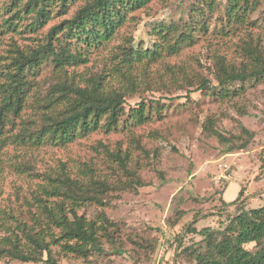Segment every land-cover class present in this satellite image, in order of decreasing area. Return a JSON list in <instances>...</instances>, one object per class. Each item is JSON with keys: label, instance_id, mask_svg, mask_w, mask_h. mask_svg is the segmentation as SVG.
I'll use <instances>...</instances> for the list:
<instances>
[{"label": "rangeland", "instance_id": "obj_1", "mask_svg": "<svg viewBox=\"0 0 264 264\" xmlns=\"http://www.w3.org/2000/svg\"><path fill=\"white\" fill-rule=\"evenodd\" d=\"M9 1L0 0V20L17 7L4 12L2 8ZM84 1L72 0L67 12L61 15L56 14L57 8L52 5L50 18L35 31L22 27L20 32L9 30L2 34L0 54H4L11 41L23 49L42 40L51 25L69 17ZM196 1L147 0L142 7L126 11V20L113 38L104 46L91 49L88 60L75 68L82 77L80 85L86 83L90 74L114 70L110 58L116 46L154 47L157 39L153 28L177 20ZM223 2L211 16L202 6L207 32H198L197 38L176 54H165L150 62L145 71L139 67L134 87L130 77L121 81L123 88L124 84L128 87L124 110L117 126L110 131L98 128L64 146L0 147V209L8 229L15 231L18 223L33 222L34 215L39 213V198L43 197L41 186L47 182L44 175L54 177L63 171L79 182H103L99 201H87L77 214L94 219L104 213L117 224L118 230L112 233V243L102 238L103 249L92 251L85 258L65 254L59 245L50 244L56 264H191L183 247L201 239L186 230L191 223L197 230L207 226L222 228L237 207L248 209L264 202V173L259 167L264 158V73L243 90L236 87L239 82L233 83L231 87L237 91L227 97L204 89L194 91L202 77L216 85V54L236 68L247 64L241 50L244 33L236 27L225 35L216 18L223 13ZM21 15L17 30L31 20L29 13ZM247 24L253 39L259 38L264 44L263 0L250 12ZM167 66L183 67L189 80L184 79L183 72H177L178 80L173 81ZM51 72V65L43 63L32 77L35 81L29 98L31 108L38 102L36 99H42ZM114 79L109 87L119 89L121 86ZM139 101L159 105L150 109L149 119L143 123L130 124L125 120L127 113ZM209 121L228 141L222 142L203 130ZM243 129L250 133L248 145L225 152L232 142L239 143L246 137ZM4 234L0 230V236ZM0 264L36 263L4 257Z\"/></svg>", "mask_w": 264, "mask_h": 264}, {"label": "trees", "instance_id": "obj_2", "mask_svg": "<svg viewBox=\"0 0 264 264\" xmlns=\"http://www.w3.org/2000/svg\"><path fill=\"white\" fill-rule=\"evenodd\" d=\"M261 1L217 0L216 3V0H197L186 7L177 20L153 28L152 33L157 39L154 47L116 46L110 58L114 70L90 74L82 86V77L75 68L88 60L91 49L104 46L113 38L126 20V11L142 7L147 0H85L69 17L51 25L44 38L34 45L22 49L11 41L4 54H0V147L8 144L29 149L64 146L98 128H104L106 132L113 129L123 114L125 88H128L125 84L123 88L121 81L130 77V84H134L139 67L145 71L150 62L165 54H176L184 45L191 44L198 32H207L208 22L202 6L211 16L223 2V13L216 18L225 35L236 27L244 33L241 50L247 64L236 68L216 54V85L202 77L194 91L204 89L227 97L236 93L237 88L231 87L235 82H239L236 87L243 90L264 73V44L259 38L253 39L247 26L250 12ZM70 3L72 0H10L2 10L10 12L11 7H17L9 16L1 17L0 44L1 35L7 31L20 32L22 27L35 31L50 18L52 5L57 8L56 14L61 15L67 12ZM21 12L29 13L31 20L17 30ZM43 63L51 65V79L42 99H36L38 102L31 108L29 98L35 81L32 77ZM183 70L181 66H167L173 81L178 80L177 72H183L184 79L189 80L190 76ZM113 78L121 86L119 89L109 87ZM189 93L187 91L186 95ZM157 105L159 103L139 101L136 108L129 109L125 120L130 124H141L149 119L150 109ZM203 130L216 135L222 142L228 141L213 127V121L207 122ZM242 133L246 137L239 143L232 142L225 152L248 145L250 133L245 129ZM259 167L264 173V158ZM44 177L47 182L41 186L43 197L39 198V213L34 215L31 224L18 223L12 231L6 227L0 209V230L5 232L0 236V258L56 264L50 244L59 245L65 254L85 258L92 251L103 249L102 238L110 243L114 241L112 233L118 226L104 213L94 219L77 214L87 201H99L98 194L103 191L99 188L105 186L102 181L79 182L63 171L54 177L49 173ZM241 193L242 188L237 197ZM186 230L201 237L196 243L183 247L191 264H264V202L248 209L237 207L235 213L227 216L222 228L207 226L197 230L191 223ZM249 243L253 244L252 248L246 247ZM44 252L46 258H43Z\"/></svg>", "mask_w": 264, "mask_h": 264}]
</instances>
